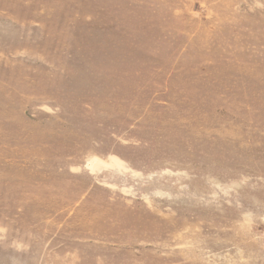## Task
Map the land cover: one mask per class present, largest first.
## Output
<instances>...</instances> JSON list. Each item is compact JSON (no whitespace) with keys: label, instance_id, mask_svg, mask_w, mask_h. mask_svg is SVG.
<instances>
[{"label":"rangeland","instance_id":"374dc122","mask_svg":"<svg viewBox=\"0 0 264 264\" xmlns=\"http://www.w3.org/2000/svg\"><path fill=\"white\" fill-rule=\"evenodd\" d=\"M0 264H264V0H0Z\"/></svg>","mask_w":264,"mask_h":264}]
</instances>
